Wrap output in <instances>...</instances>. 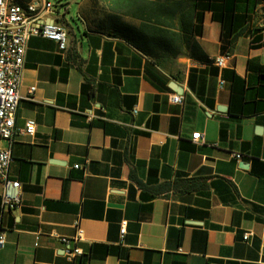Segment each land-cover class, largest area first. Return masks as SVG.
<instances>
[{
	"label": "crops",
	"instance_id": "crops-1",
	"mask_svg": "<svg viewBox=\"0 0 264 264\" xmlns=\"http://www.w3.org/2000/svg\"><path fill=\"white\" fill-rule=\"evenodd\" d=\"M73 1L79 22L46 17L65 53L27 45L9 171L23 204L0 208V264H68L62 239L73 264H264V4L238 26L178 14L168 50L124 0Z\"/></svg>",
	"mask_w": 264,
	"mask_h": 264
},
{
	"label": "built area",
	"instance_id": "built-area-1",
	"mask_svg": "<svg viewBox=\"0 0 264 264\" xmlns=\"http://www.w3.org/2000/svg\"><path fill=\"white\" fill-rule=\"evenodd\" d=\"M55 5L52 1L44 0V12H37L36 1L27 4H18L13 0H0V139L6 141L9 146L0 149V183L2 184L1 205L2 211L20 209L23 204L22 188L19 181H11L9 178L10 166L14 161L12 144L16 134L15 119L20 103L19 88L24 66V59L28 42L32 37H42L55 42L61 53L68 49L69 34L67 30L56 21H47V15L54 14ZM224 58L217 59L219 67L224 66ZM36 88L30 89V95H34ZM172 103L183 104V97L173 95ZM135 114L137 111L134 112ZM36 123L27 121L25 128L19 134L21 136L34 137ZM201 139L199 134L195 135V142ZM242 156L236 155L237 159ZM81 169L80 165L75 166ZM126 222L122 223L121 234L126 233ZM76 234L74 243L83 241L84 231L76 223ZM250 233L245 234L244 241H249ZM66 244L65 252L68 264H73L76 258L83 254L79 247L71 248V240L62 239ZM6 243L5 232L0 231V249Z\"/></svg>",
	"mask_w": 264,
	"mask_h": 264
},
{
	"label": "trees",
	"instance_id": "trees-1",
	"mask_svg": "<svg viewBox=\"0 0 264 264\" xmlns=\"http://www.w3.org/2000/svg\"><path fill=\"white\" fill-rule=\"evenodd\" d=\"M18 4L23 5L22 2ZM119 4L127 8H135V12L138 13V16L145 23L152 22L154 24L149 33L151 34V39L159 43L156 47L173 50L178 34L163 30L161 27L173 28L178 14H180L186 25L189 24L194 15L197 22L202 24L205 12H212L214 20L225 24L229 19L232 26H238L247 22L250 18L249 13H252L258 6L263 5L264 0H155L153 2L147 0H124L119 2ZM242 12L245 15H241ZM146 28L150 27L147 26ZM128 31L130 33L126 37L131 41V36L135 35L131 34L132 30ZM143 33L144 31H140L136 34L146 36ZM163 42H166V45L162 44ZM139 47L143 51H148V47L145 45L141 44Z\"/></svg>",
	"mask_w": 264,
	"mask_h": 264
},
{
	"label": "rangeland",
	"instance_id": "rangeland-1",
	"mask_svg": "<svg viewBox=\"0 0 264 264\" xmlns=\"http://www.w3.org/2000/svg\"><path fill=\"white\" fill-rule=\"evenodd\" d=\"M13 1L16 3L22 2L23 4H27L32 1L43 2L44 0H13ZM89 1L92 2L93 4H98L99 2V0H89ZM52 2L59 9H61L62 12L65 13L67 20L72 21L73 19L74 21L79 22V6L73 0H52ZM68 2L70 4L67 6V9H68V12H67L64 8H62L61 4H64V3L66 4Z\"/></svg>",
	"mask_w": 264,
	"mask_h": 264
},
{
	"label": "bare ground",
	"instance_id": "bare-ground-1",
	"mask_svg": "<svg viewBox=\"0 0 264 264\" xmlns=\"http://www.w3.org/2000/svg\"><path fill=\"white\" fill-rule=\"evenodd\" d=\"M37 12H44V1L43 2H37Z\"/></svg>",
	"mask_w": 264,
	"mask_h": 264
}]
</instances>
